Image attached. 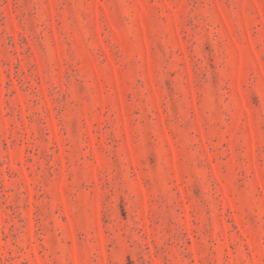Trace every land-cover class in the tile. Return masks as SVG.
Returning <instances> with one entry per match:
<instances>
[{"label":"rangeland","instance_id":"374dc122","mask_svg":"<svg viewBox=\"0 0 264 264\" xmlns=\"http://www.w3.org/2000/svg\"><path fill=\"white\" fill-rule=\"evenodd\" d=\"M0 264H264V0H0Z\"/></svg>","mask_w":264,"mask_h":264}]
</instances>
